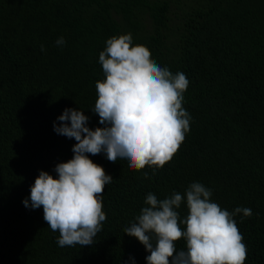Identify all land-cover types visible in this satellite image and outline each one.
<instances>
[{
  "label": "trees",
  "instance_id": "1",
  "mask_svg": "<svg viewBox=\"0 0 264 264\" xmlns=\"http://www.w3.org/2000/svg\"><path fill=\"white\" fill-rule=\"evenodd\" d=\"M127 33L188 78L190 131L161 169L90 155L113 178L103 194L107 219L93 245L60 247L43 208L22 201L41 170L55 177L73 157L76 141L53 131L65 108L102 127L90 110L104 79L99 53ZM192 182L210 188L222 209L252 210L234 220L245 264H264V0H0V264H146L150 253L124 228L149 192L164 199ZM178 211L183 219L186 203Z\"/></svg>",
  "mask_w": 264,
  "mask_h": 264
},
{
  "label": "clouds",
  "instance_id": "2",
  "mask_svg": "<svg viewBox=\"0 0 264 264\" xmlns=\"http://www.w3.org/2000/svg\"><path fill=\"white\" fill-rule=\"evenodd\" d=\"M55 44L62 47L66 41L61 36ZM40 49L46 50L43 44ZM98 62L104 79L96 82L97 98L90 110L102 127H89L83 110L65 108L53 131L76 141L73 157L55 166V177L41 170L22 201L29 209L43 208L48 227L59 233L60 247L93 245L107 219L103 194L113 178L90 155L103 153L112 163L126 160L136 171L161 169L190 131L191 116L183 107L190 82L183 72L161 67L146 46L133 45L131 33L108 38ZM212 195L199 182L164 199L149 192L124 233L150 253L146 264H245L247 247L234 217H251L253 212L245 207L229 212ZM182 203L187 208L183 219L178 211ZM181 239L185 250H177Z\"/></svg>",
  "mask_w": 264,
  "mask_h": 264
}]
</instances>
